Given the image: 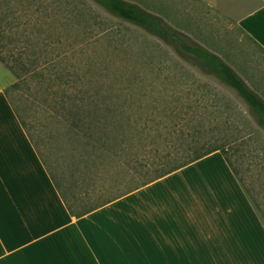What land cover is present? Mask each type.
Wrapping results in <instances>:
<instances>
[{
	"label": "rangeland",
	"instance_id": "rangeland-1",
	"mask_svg": "<svg viewBox=\"0 0 264 264\" xmlns=\"http://www.w3.org/2000/svg\"><path fill=\"white\" fill-rule=\"evenodd\" d=\"M136 1L220 54L264 97V51L232 19L202 0ZM0 3V18L14 27L5 30L10 36L3 37L0 55L30 67L16 70L25 81L13 88L20 79L0 59V86L70 201L75 205L73 197L79 199L75 208L140 185L165 159L182 156L180 144H220L264 218V128L233 89L93 0ZM115 94L120 106L95 103ZM82 96L87 97L82 108L94 113L74 136L54 98L75 103ZM114 110L124 113L116 124ZM97 112L105 115L100 123L94 121Z\"/></svg>",
	"mask_w": 264,
	"mask_h": 264
},
{
	"label": "crops",
	"instance_id": "crops-1",
	"mask_svg": "<svg viewBox=\"0 0 264 264\" xmlns=\"http://www.w3.org/2000/svg\"><path fill=\"white\" fill-rule=\"evenodd\" d=\"M202 1L264 51V0ZM0 264H264V218L220 151L74 216L0 86Z\"/></svg>",
	"mask_w": 264,
	"mask_h": 264
},
{
	"label": "trees",
	"instance_id": "trees-1",
	"mask_svg": "<svg viewBox=\"0 0 264 264\" xmlns=\"http://www.w3.org/2000/svg\"><path fill=\"white\" fill-rule=\"evenodd\" d=\"M97 4H99L101 7H103L108 13L111 15L121 19L124 22H128L132 25H135L146 32H148L151 35H154L161 40H163L166 44L172 46L176 52L183 58L185 61H188L192 66L196 67L202 74L210 76L218 80L223 85H226L227 87L233 89L248 105L249 111L251 115L256 120L257 124L264 128V97L260 95L254 88L250 86V84L247 82V80L238 72V70L232 66L229 62H227L220 54L217 52L197 43L193 40V38L188 35L186 32L181 31L180 29L173 26L170 22L166 20V17L162 16L160 13H157L156 11L150 10L144 5H142L140 2L136 0H93ZM1 4V3H0ZM16 27H18V24L16 23ZM7 28H14L12 23H4L3 20L0 18V47L3 48L6 45L2 44L3 37L5 38L7 33L5 30H8ZM241 29V28H240ZM244 33L245 31L241 29ZM14 36H11L13 38ZM263 48V47H262ZM10 56V55H9ZM0 59L5 62L10 69H12L15 73H17V76L19 77V82L13 84V88H18L21 86V84L25 81L24 78L20 77L18 75L19 69H24V71L30 69L29 65L26 63H19L16 62V64L10 63L8 61V57L0 55ZM71 82V79H67L66 83ZM72 83V82H71ZM7 97L9 98L11 104L13 105L21 123L23 124L24 128L26 129L29 137L33 141L35 147L37 148V151L41 155V158L43 162L45 163L47 169L49 170L51 177L58 188L61 196L63 197L69 211L74 216H82L88 212H91L92 210L138 188L139 186H142L144 184H147L149 182H152L160 177H163L169 173H172L173 171H176L182 167H185L189 165L190 163L199 160L206 155L215 152L220 151L224 155L225 159L227 160L229 166L241 182V184L246 188V190L249 192V195L251 196L253 202L255 203L251 192L248 190L246 185L244 184L243 179L240 176V173L238 169L235 167L232 159L230 158L228 154V150L225 148V146L220 144H212L211 146L200 144L197 147L188 146V145H179L182 146V150L180 152H183L182 156H171L170 158H167L163 161V166L156 167L154 169V174L151 175V177L148 178V180L142 182L140 185L132 187L126 191L121 192L120 194L108 198L105 201L99 202L94 206L86 207V208H75L77 204V201L79 199L74 198L75 205L70 201L66 191L62 189L61 184L57 180V178L53 175V173L50 171V168L47 165V162L42 156L41 151L39 150V144L33 139L32 133L29 131L28 124L25 121L23 117L19 114V111L12 102L8 90L5 91ZM71 98L68 97L67 99L65 97L61 98V100L54 98V105L58 108H63L60 110H57V112H62L60 115L64 120H66L69 125L72 134L76 136L78 132H80L83 125L88 123L87 121H90V115L92 112H87L82 108V106L85 104L84 101L87 100V97L82 96L78 99H76L78 102L70 103L68 100ZM96 104H104L109 106V104L114 105H121V96L118 94L114 95V98L110 96L102 95L101 97L97 98L95 100ZM70 104V105H69ZM114 104V105H113ZM90 113V114H89ZM124 113L117 112L114 110L113 113L110 114L111 121L113 124L118 123L120 121V117ZM105 118L104 114H101L97 112L95 114V123H100L102 119ZM116 126V125H115ZM98 132V131H97ZM117 135L115 132H113V145L117 150V144L120 143L117 141ZM112 145V146H113ZM112 146L110 144L109 150L112 149ZM167 156H170V154H167ZM131 167V165H130ZM148 174H150L151 169H147ZM256 205V203H255ZM257 206V205H256ZM258 208V207H257Z\"/></svg>",
	"mask_w": 264,
	"mask_h": 264
}]
</instances>
